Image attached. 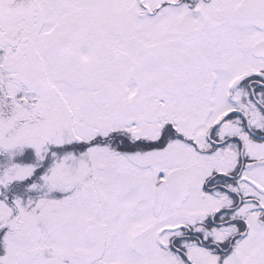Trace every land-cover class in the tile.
I'll return each instance as SVG.
<instances>
[{"label": "snow or ice", "instance_id": "1", "mask_svg": "<svg viewBox=\"0 0 264 264\" xmlns=\"http://www.w3.org/2000/svg\"><path fill=\"white\" fill-rule=\"evenodd\" d=\"M0 264H264V0H0Z\"/></svg>", "mask_w": 264, "mask_h": 264}]
</instances>
